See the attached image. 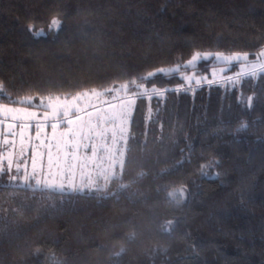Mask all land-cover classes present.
Instances as JSON below:
<instances>
[{"label":"trees","instance_id":"1","mask_svg":"<svg viewBox=\"0 0 264 264\" xmlns=\"http://www.w3.org/2000/svg\"><path fill=\"white\" fill-rule=\"evenodd\" d=\"M56 11L64 19L60 38L34 40L27 24L47 29ZM262 44L264 0H0V80L13 98L107 84L187 60L194 49L255 52ZM212 66L201 61L193 71L207 74ZM155 80L165 88L183 83L178 74ZM193 89L137 101L132 131L140 144L125 182L135 180L131 191L144 192L148 203H130L126 194L119 203L73 197L63 211L45 213L39 193L11 199L0 189V217H16L0 232V264H50L49 249L68 264H113L109 255L120 243L129 249L122 264H264V144L257 140L264 137V81ZM253 93L254 108L246 110L238 97ZM240 120L250 128L233 135ZM201 165H211L207 176ZM141 168L147 175L138 179ZM165 168L177 170L162 177ZM181 185L187 201L178 207L167 192ZM173 219L174 234H163ZM133 229L137 238L128 242Z\"/></svg>","mask_w":264,"mask_h":264},{"label":"snow or ice","instance_id":"2","mask_svg":"<svg viewBox=\"0 0 264 264\" xmlns=\"http://www.w3.org/2000/svg\"><path fill=\"white\" fill-rule=\"evenodd\" d=\"M26 27L34 40L51 38L56 42L64 30V19L56 11L47 22V29L37 28L34 22H29ZM212 57L220 64L239 65L240 71L231 76H222L225 86L236 88L245 79L264 81V44L255 52L225 53L194 49L189 59H180L170 66H160L134 75L122 73L121 77L126 78H116L107 84L74 91H50L45 95L24 94L13 98L4 81L0 80V189L10 190L8 196L11 199L23 194V199L27 200V193L36 199L39 193L37 203L45 213L63 211L66 204L74 202L73 197L98 203H119L126 194L130 203H148L144 192L139 189L131 191L135 180L125 182L131 163L130 154L135 150L134 145L140 144L132 131L136 124L135 113L139 110L137 101L142 103L147 99L151 102L153 98L165 97L169 92L194 91L193 83L197 87L205 82L211 86L217 82L215 67L212 69V79L191 70L197 67L198 62ZM224 71L223 68L219 69L220 73ZM158 74L169 78L178 74L183 83L175 88L158 87L155 80ZM254 99L255 93L247 97L241 94L238 103L251 110ZM5 100L7 103L3 102ZM158 112L159 108L156 109ZM152 117L153 110L149 106L145 120ZM259 123L264 124V121ZM49 128L50 134L47 131ZM249 128L247 120H240L232 134L245 133ZM33 129L34 137L31 135ZM257 140L264 144V137ZM143 145H147L146 139ZM143 150L141 146L140 151ZM184 162L183 159L178 161V166ZM212 164L218 165L219 161L214 160ZM205 167L211 165L200 166L201 174L207 176ZM175 170L162 169L161 176ZM136 175L142 179L147 172L141 168ZM5 176L6 182L3 179ZM219 176L220 173H215L216 178ZM156 191H160L159 187ZM45 200L48 203L45 204ZM167 200L178 207L186 203V186L169 190ZM36 210L40 211L39 208ZM10 211L22 215L21 207H11ZM0 219L4 221L0 232L7 234L9 222H15L16 217L5 215ZM176 224L174 219L167 220L161 231L171 236ZM126 237L128 242H134L137 232L133 229L126 233ZM112 239L116 241V237ZM106 247L107 244H102L96 251ZM128 251L127 245L120 243L117 250L110 252L109 259L113 264H122V258ZM162 251L167 252V249ZM34 252L39 254L41 246H37ZM49 254L50 264H68L67 258L59 259L53 249H49Z\"/></svg>","mask_w":264,"mask_h":264},{"label":"rangeland","instance_id":"3","mask_svg":"<svg viewBox=\"0 0 264 264\" xmlns=\"http://www.w3.org/2000/svg\"><path fill=\"white\" fill-rule=\"evenodd\" d=\"M207 61L210 62L211 64H213V66L210 67L209 72H208L207 74H202V73H201V74H200V73H197V74H199V75H207L209 79H212V78H213V77H212V69H213V67H215V68L217 69V76H216V80H217V82L214 83V84H216V85L219 84V85L225 86L224 83H223V80H222V76H231V75H233L234 73L240 71L239 65H238L237 63H233L231 66L226 65V64H220V63H218V62L215 60L214 57L209 58V60H207ZM200 62H201V61H200ZM198 63H199V62H198ZM221 68L225 69L226 71H224L223 73H220V72H219V69H221ZM232 68H234V70H233V71H230V69H232ZM193 70H194V69H193ZM193 70H191V71H193ZM203 84H207V83L205 82V83H203ZM195 86H196V85L193 83L192 88L195 87ZM227 86L231 88V85H227ZM47 131H48L49 134H50L51 129L49 128V129H47ZM31 135H32L33 137L35 136V130H34V129L31 130ZM17 139H18V138H17ZM34 143H38V141H34ZM42 150H43V149H42ZM25 159H27V156H25ZM45 159H46V158H45ZM29 170H30V161H29ZM3 179H4V181L6 182L7 177L5 176Z\"/></svg>","mask_w":264,"mask_h":264}]
</instances>
